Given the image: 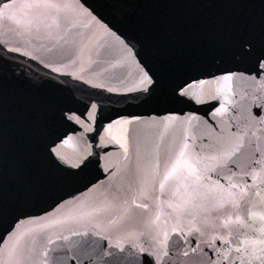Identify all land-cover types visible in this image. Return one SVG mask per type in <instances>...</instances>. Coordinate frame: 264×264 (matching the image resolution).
I'll return each mask as SVG.
<instances>
[{
    "label": "snow or ice",
    "instance_id": "obj_1",
    "mask_svg": "<svg viewBox=\"0 0 264 264\" xmlns=\"http://www.w3.org/2000/svg\"><path fill=\"white\" fill-rule=\"evenodd\" d=\"M0 26V264H264V0H0Z\"/></svg>",
    "mask_w": 264,
    "mask_h": 264
},
{
    "label": "water",
    "instance_id": "obj_2",
    "mask_svg": "<svg viewBox=\"0 0 264 264\" xmlns=\"http://www.w3.org/2000/svg\"><path fill=\"white\" fill-rule=\"evenodd\" d=\"M82 23H86V21H84V22H82ZM0 27H2V26H0ZM24 47H25L26 50H34L35 48L39 47V45H38L37 43L33 42L32 44L25 45ZM118 58H119V57H113V59H118ZM47 62H48V60L45 59V63H47ZM33 68H34V71H35L36 73H42V72L44 71V69H43L41 66H36V65H34ZM69 70L71 71V70H73V69H69ZM133 70H134V69H131V68L129 69V71H133ZM128 86H132L131 81L129 82ZM110 108H111L113 111H117V110H121V109L125 110L126 112H134V111H136L133 107H131V106H127V107H126V106H124L123 104H114V105H110ZM225 119H226V117H225ZM119 132H120L119 129H114V130H113V134L118 135ZM166 140H167V137H166ZM120 159H121V153H120L119 151H113V152L111 153V162H112V163H117V162L120 161ZM107 182H108V181H105V183H107ZM48 203H50V201H49V202H46V203H44V204H42V205H40V207H42V208H47V204H48ZM29 211L32 212V213H37V212L39 211V209H38V208H37V209H29ZM32 227H33V225H31V224L25 222V223L22 225V231L27 232V230H28V229H31Z\"/></svg>",
    "mask_w": 264,
    "mask_h": 264
}]
</instances>
